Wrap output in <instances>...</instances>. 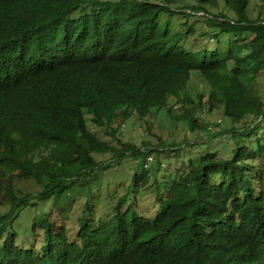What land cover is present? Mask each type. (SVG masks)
<instances>
[{
	"label": "trees",
	"instance_id": "1",
	"mask_svg": "<svg viewBox=\"0 0 264 264\" xmlns=\"http://www.w3.org/2000/svg\"><path fill=\"white\" fill-rule=\"evenodd\" d=\"M176 1L0 0V205L11 207L0 215V264H264V190L256 196L242 164L247 147H236L230 159L206 154L191 162L185 179L159 195L152 219L121 201L95 231L80 222L77 244L64 228L57 234L45 215L42 256L17 248L9 230L13 210L30 197L16 190V181L34 180L42 187L37 197L50 199L99 167L94 154L126 156V144L119 149L88 130L87 115L113 136V124L129 109L146 119L175 101L183 107L178 120L192 131L207 105L222 108L233 124L229 134L244 123L252 129L242 133L259 135L264 122L255 121L264 119V100L240 77L264 73V18H250L251 0L172 6ZM221 3L232 17L209 10ZM198 12L220 32L237 34L225 53H189L179 45L181 33L158 25L162 14ZM194 72L207 94L188 90ZM150 145L143 142L149 152ZM258 149L263 153L259 142ZM142 150L129 154L141 156L143 167Z\"/></svg>",
	"mask_w": 264,
	"mask_h": 264
},
{
	"label": "rangeland",
	"instance_id": "2",
	"mask_svg": "<svg viewBox=\"0 0 264 264\" xmlns=\"http://www.w3.org/2000/svg\"><path fill=\"white\" fill-rule=\"evenodd\" d=\"M195 1L177 0L172 6L195 5ZM219 5V9L209 8V10L216 14L219 10L230 17L233 16L232 12L222 3ZM185 10L180 9V11ZM247 10L251 19L264 18L262 0H251ZM158 25L161 29L173 34L181 33L184 44L181 41L179 45L193 54L203 52L223 54L235 44L234 38L237 36V34L220 32L213 27L214 23L205 20L204 16L186 17L184 14L173 16L162 14L158 19ZM249 37L247 35L244 39H249ZM240 49L239 44L238 51ZM233 64L232 61L230 67ZM227 67H229L228 64H226V69ZM240 78L249 89L264 100V73L245 74ZM188 90H193L194 93L202 91L207 94L209 88L199 77V73L194 72ZM182 112V104L175 101H170L167 108L153 110L151 112L153 114L146 119L140 118L136 110L129 109V115L123 116L118 119L119 121L117 120V124H113L115 129L113 136L110 135L111 128L107 126L97 128L92 124L91 117L87 115L88 130L103 142L119 149H122V144H126L124 148L126 156L121 160H115L112 154H94L93 156L100 163L99 167L93 170L87 179L80 178L70 181L63 194L50 199L40 200L37 197L42 187L34 180L16 181V190L24 194L28 193L30 196L24 206L13 210L9 221V230L13 229L16 233V247L30 250L37 256L44 254L46 234L39 225L45 215L49 216V221L54 224L57 234L64 228L68 240L77 244L81 243L80 222L95 231L100 223L112 219L115 208L121 201L124 207L133 208L141 217L152 219L159 211V195L167 193L171 181L185 179L191 162L206 154H216L218 159H230L236 147H247L250 151L243 157L242 164L247 167V174L253 180L255 194L258 196L264 190V150L263 153H259L258 149V142L264 149L263 126L261 125L262 128L258 129L259 135L257 136L242 133L247 129V127L243 128L244 123L235 125L236 134H229L226 130L230 129L233 124L224 117L222 108L217 107L209 111L205 105L198 109L199 127L192 131L183 121L178 120ZM255 122L260 124L258 120ZM216 123L217 126H215ZM251 129L248 127L247 130ZM237 134L240 135L237 136ZM148 140L151 147L147 148L151 149V152L143 146V142ZM183 144L185 146L182 147ZM169 145L179 150L177 152L164 150ZM135 147L143 149L142 151L146 154L142 155L153 157L154 161L148 168L142 167L141 156L129 154L135 151ZM218 177L215 178L216 181L219 180ZM10 211V206L0 205V215ZM34 226H36L35 229Z\"/></svg>",
	"mask_w": 264,
	"mask_h": 264
},
{
	"label": "built area",
	"instance_id": "3",
	"mask_svg": "<svg viewBox=\"0 0 264 264\" xmlns=\"http://www.w3.org/2000/svg\"><path fill=\"white\" fill-rule=\"evenodd\" d=\"M189 12V11H188ZM195 15L196 16H205V13L204 12H198V13H195ZM261 119H263L262 117H260L259 119H257L259 122H262L263 120H261ZM150 162H152V157L151 156H149L148 158H147V163L144 165L146 168L148 167V164L150 163Z\"/></svg>",
	"mask_w": 264,
	"mask_h": 264
},
{
	"label": "clouds",
	"instance_id": "4",
	"mask_svg": "<svg viewBox=\"0 0 264 264\" xmlns=\"http://www.w3.org/2000/svg\"><path fill=\"white\" fill-rule=\"evenodd\" d=\"M181 146L183 147V146H185V144H183V145H181ZM181 146H180V149H182ZM148 157H149V156H148ZM148 157H147V158H148ZM151 157H152V156H151Z\"/></svg>",
	"mask_w": 264,
	"mask_h": 264
}]
</instances>
